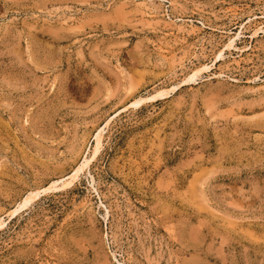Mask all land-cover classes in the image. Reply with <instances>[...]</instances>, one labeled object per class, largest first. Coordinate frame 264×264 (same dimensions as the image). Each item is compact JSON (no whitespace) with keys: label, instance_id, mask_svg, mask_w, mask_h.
<instances>
[{"label":"rangeland","instance_id":"1","mask_svg":"<svg viewBox=\"0 0 264 264\" xmlns=\"http://www.w3.org/2000/svg\"><path fill=\"white\" fill-rule=\"evenodd\" d=\"M0 221V264H264V0H0Z\"/></svg>","mask_w":264,"mask_h":264},{"label":"bare ground","instance_id":"2","mask_svg":"<svg viewBox=\"0 0 264 264\" xmlns=\"http://www.w3.org/2000/svg\"><path fill=\"white\" fill-rule=\"evenodd\" d=\"M231 41V40H230ZM231 42H233V41H231ZM230 44H232V43H230ZM206 68V67H205ZM199 70H201V69H199ZM197 74V73H196ZM193 76V78L195 77L194 75H192ZM141 100V99H140ZM145 100V99H144ZM139 101V100H138ZM140 102V101H139ZM139 102H136V103H134L135 105L137 104V105H139L138 103ZM143 102V101H142ZM142 102H140V104L142 103ZM102 129V128H101ZM95 147L93 148L94 150H93V157L99 152V149H100V145H101V130L96 134V136H95ZM92 156H91V158H93ZM84 159V158H83ZM90 160L91 159H88V158H86L85 157V159L83 160V162L82 163H80V165L71 173V174H69L68 176H66L65 178L63 177V179H61V180H57V181H54V182H52L51 184H50V186L49 187H47V188H44L43 190H41V191H43V192H45V191H49V190H51L52 188H56L57 187V185H58V183L59 182H61V184H63V185H65V183H66V181H71V180H73L74 178H77V176H78V174H79V172L80 171H82V169L85 167V166H88V164H89V162H90ZM51 188V189H50ZM37 195H39V191L38 192H33V191H31V192H29L20 202H18V204H17V207H16V209H15V211H17V210H21V209H24V208H26L33 200H34V198L37 196ZM14 212V211H13ZM15 213H17V212H15ZM0 223H1V221H0Z\"/></svg>","mask_w":264,"mask_h":264}]
</instances>
